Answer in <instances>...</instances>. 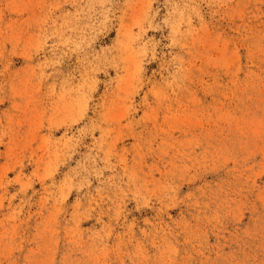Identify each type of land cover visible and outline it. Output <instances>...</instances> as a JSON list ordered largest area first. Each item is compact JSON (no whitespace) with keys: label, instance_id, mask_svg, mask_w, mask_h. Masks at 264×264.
<instances>
[{"label":"rangeland","instance_id":"obj_1","mask_svg":"<svg viewBox=\"0 0 264 264\" xmlns=\"http://www.w3.org/2000/svg\"><path fill=\"white\" fill-rule=\"evenodd\" d=\"M0 264H264V0H0Z\"/></svg>","mask_w":264,"mask_h":264}]
</instances>
